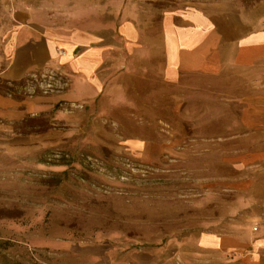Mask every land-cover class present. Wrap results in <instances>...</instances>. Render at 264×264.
<instances>
[{
	"label": "rangeland",
	"instance_id": "374dc122",
	"mask_svg": "<svg viewBox=\"0 0 264 264\" xmlns=\"http://www.w3.org/2000/svg\"><path fill=\"white\" fill-rule=\"evenodd\" d=\"M191 1L32 0L96 49L102 82L86 91L67 66L0 79L19 103L0 111V264H248V248L207 238L257 226L223 185L241 133L232 85L163 72L161 23Z\"/></svg>",
	"mask_w": 264,
	"mask_h": 264
},
{
	"label": "crops",
	"instance_id": "0c3cea01",
	"mask_svg": "<svg viewBox=\"0 0 264 264\" xmlns=\"http://www.w3.org/2000/svg\"><path fill=\"white\" fill-rule=\"evenodd\" d=\"M259 6L246 11L233 0H196L169 12L161 23L167 81L184 72L224 78L232 85L241 133L234 139L238 148L223 160L234 172L223 185L236 194L231 214L251 215L257 226L207 238L213 247L248 248L242 254L248 264H264V0ZM77 47L83 51L76 54ZM95 56L96 49L81 39L57 33L48 5L0 0L2 81L10 84L34 71L67 66L90 91L102 82L98 73L93 75ZM18 105L0 94V111Z\"/></svg>",
	"mask_w": 264,
	"mask_h": 264
},
{
	"label": "built area",
	"instance_id": "2783aa9c",
	"mask_svg": "<svg viewBox=\"0 0 264 264\" xmlns=\"http://www.w3.org/2000/svg\"><path fill=\"white\" fill-rule=\"evenodd\" d=\"M252 229L255 231L256 230V227H253Z\"/></svg>",
	"mask_w": 264,
	"mask_h": 264
}]
</instances>
